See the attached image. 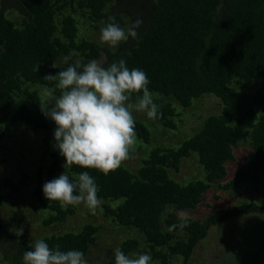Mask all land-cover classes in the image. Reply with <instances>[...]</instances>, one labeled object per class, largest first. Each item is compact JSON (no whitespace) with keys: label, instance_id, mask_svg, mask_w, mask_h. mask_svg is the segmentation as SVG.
Returning <instances> with one entry per match:
<instances>
[{"label":"trees","instance_id":"obj_1","mask_svg":"<svg viewBox=\"0 0 264 264\" xmlns=\"http://www.w3.org/2000/svg\"><path fill=\"white\" fill-rule=\"evenodd\" d=\"M0 1L3 5L0 12V116L6 125L23 122L41 131L42 143L48 148L55 143V128L49 125L41 111L38 93L26 88L25 103H17L14 96L23 81L38 83L59 94L54 89L55 82L43 78L48 73L37 71V68L54 61L59 52L67 49L53 37L58 29L54 17L62 6H59L61 0ZM108 2H111L110 11L104 13ZM78 3L91 21L105 22L110 15L116 17L120 26L125 24L126 17L128 25L137 18L143 21L138 29L139 39L129 37L122 42L117 53H109L103 66L124 59L129 69L139 68L146 73L150 92L171 97L183 107L206 94L215 95L223 103L222 111L210 115L203 127L179 147L154 148L138 174H133L122 164L108 175L95 169L70 167L76 175L88 171L95 177L99 198L124 199L115 209L105 207L106 214L121 226L136 228L161 264H170L175 256L182 257L183 264H187L194 248L213 225L241 214H264V204L241 203L219 208L204 220L190 219L183 230L173 231H169L168 226L179 222L178 215L174 212L165 214L169 205L181 211L195 208L209 187V181L224 177L226 162L235 157L232 144L245 134L250 149L226 186L256 183L264 176V0H80ZM12 8L22 15L18 23L6 17ZM116 12H122L126 17ZM59 32L69 42L75 38L70 15L63 17ZM75 49L84 59L81 63L100 54L97 45L86 40L75 45ZM64 68L55 70L59 72ZM254 79L262 80V87L256 93H242L231 88L233 82ZM256 107L261 110L260 114ZM160 111L163 122L175 126L170 117L175 114V109L167 105L161 106ZM135 132L145 142L149 141L151 133L144 122L135 119ZM191 152L198 154L206 170V180L181 184L169 178L159 166L177 167L180 158ZM56 169L54 161L49 170ZM6 184L9 183L0 182V186ZM58 203L50 204L55 215L46 224L64 217ZM96 230L95 226L85 225L77 233L43 240L50 246L59 244L62 250H80L85 256ZM176 233H183L186 238L182 239ZM14 238L18 240L17 235ZM14 243L13 260L23 264V253L31 250L32 244ZM138 246V240L131 238L124 241L120 249L129 255ZM110 264H114V258Z\"/></svg>","mask_w":264,"mask_h":264},{"label":"rangeland","instance_id":"obj_2","mask_svg":"<svg viewBox=\"0 0 264 264\" xmlns=\"http://www.w3.org/2000/svg\"><path fill=\"white\" fill-rule=\"evenodd\" d=\"M80 0H61L62 6L56 10L55 22L58 29L53 37L59 39L67 46L66 51L59 52L56 59L50 63L39 65L37 71L56 74L55 69L66 67L65 59L71 58L69 62L82 61L78 50L75 49L80 41L94 42L100 50L96 60L104 63L109 53L118 52V46H111L100 40V29L104 26L102 20L91 21L86 10L79 6ZM111 2L106 3L102 12H109ZM0 1V12L2 10ZM13 10L6 13V17L18 23L21 21V13ZM121 14L122 12H116ZM70 15L74 21L76 31L75 38L69 42L60 34V25L63 17ZM123 15V14H121ZM126 17L125 15H123ZM126 28L127 17L124 18ZM68 44V45H67ZM53 62L58 66L51 67ZM88 62V61H87ZM54 71V72H51ZM262 87V80L254 79L247 82L231 85L232 90L242 93H256ZM35 90L40 102L43 103L48 97L45 95L46 86L30 81H23L21 89L16 92L14 99L17 103H25L24 90ZM50 92H53L47 88ZM155 103L161 106H171L175 109L172 117L175 126L166 125L161 118L149 119L146 113L133 112L134 118L146 124L150 130V139L145 142L136 136V143L130 149V158L122 165L133 174H138L145 159H148L154 148H176L184 140L199 131L205 120L212 114H219L222 111V101L213 94H206L194 99L189 106L183 107L172 99L162 94L151 92ZM135 99V98H134ZM258 114L261 110L256 107ZM51 127L55 128L54 121L47 118ZM0 182L9 183L0 186V264H16L13 260L16 249V241H24L31 245L37 239L51 236H59L65 233H77L85 225H92L97 228L93 235V242L89 244L85 255L88 264H110L114 258V249L131 238L137 239L139 246L129 253L149 254L152 259L150 264H161V260L154 258L155 253L144 240L142 234L132 227H124L106 214L105 207L117 208L122 204V198L102 199L101 206L93 215L83 204L77 206L59 207L64 217L55 220L50 224L45 222L54 212L49 207L53 201L44 197L42 185L51 179L56 178L62 172L76 175L71 172L70 167L65 166V159L59 155L54 145L46 148L42 143V132L32 129L23 122L4 124L0 116ZM247 135L233 142L232 148L234 159L226 162V174L216 181H209V187L204 192L202 200L195 206L184 210L190 219L204 220L219 208H229L241 203L256 202L264 204V176L256 183H242L240 185L226 186L236 170L241 166L249 151ZM56 162L57 169L51 172L50 167ZM169 178L185 184L191 180L205 179L206 170L199 160L196 152L180 158L177 167L162 166ZM181 210L169 205L165 214L174 212L178 214ZM23 228V235L15 240L14 235L17 228ZM176 236L184 239L183 233H176ZM14 241V242H13ZM183 258L175 256L170 264H183ZM187 264H264V214L248 213L235 216L223 223L213 225L205 238L194 248Z\"/></svg>","mask_w":264,"mask_h":264},{"label":"clouds","instance_id":"obj_3","mask_svg":"<svg viewBox=\"0 0 264 264\" xmlns=\"http://www.w3.org/2000/svg\"><path fill=\"white\" fill-rule=\"evenodd\" d=\"M143 21L137 18L126 28L108 16L100 29V40L115 47L129 37L139 39L138 29ZM56 74H45L44 79L54 83L58 95L45 89L48 97L40 104L42 113L54 121V148L65 159V166L95 169L104 175L118 169L130 158V149L136 143L133 112L146 113L149 119L162 116L159 105L149 91L146 73L139 68L129 69L124 59L103 66L96 60L69 62ZM53 68L58 66L53 62ZM135 94V99H134ZM95 177L81 171L73 178L64 171L42 185L44 197L59 201L62 206L85 205L94 215L101 206ZM178 223L169 231L183 230L190 216L178 212ZM15 234L23 235V228ZM23 253V264H88L80 250H62L59 244L50 246L37 239ZM149 254L126 255L119 247L114 249V264H150Z\"/></svg>","mask_w":264,"mask_h":264}]
</instances>
